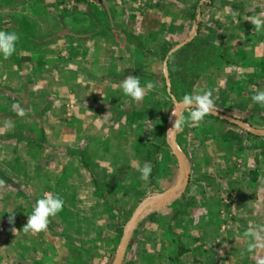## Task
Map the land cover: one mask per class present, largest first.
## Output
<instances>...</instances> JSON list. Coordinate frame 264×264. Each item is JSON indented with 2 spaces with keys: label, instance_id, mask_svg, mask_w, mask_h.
<instances>
[{
  "label": "crops",
  "instance_id": "crops-1",
  "mask_svg": "<svg viewBox=\"0 0 264 264\" xmlns=\"http://www.w3.org/2000/svg\"><path fill=\"white\" fill-rule=\"evenodd\" d=\"M252 17L264 20V0H0V31L19 35L0 55V264H70L72 234L112 249L123 219L124 235L137 207L177 182L171 145L186 185L139 217L121 264L264 260V135L213 114L193 123L182 108L168 137L176 104L202 91L214 111L264 131L251 100L264 90V32ZM128 76L153 85L142 100L123 93ZM46 194L63 210L25 231Z\"/></svg>",
  "mask_w": 264,
  "mask_h": 264
},
{
  "label": "clouds",
  "instance_id": "clouds-1",
  "mask_svg": "<svg viewBox=\"0 0 264 264\" xmlns=\"http://www.w3.org/2000/svg\"><path fill=\"white\" fill-rule=\"evenodd\" d=\"M257 32H264V20L258 17H252L250 19ZM19 40V35L16 32H3L0 31V55L4 58L10 57L15 52L16 42ZM120 87L126 96L131 97L134 100H142L145 94V87L152 88V84L142 86L140 78L137 76H128L125 78ZM251 100L253 103L264 107V90L256 92L252 95ZM181 103L184 107L192 108L189 114V119L193 123L202 122L205 116L213 113L214 111V100L212 98L211 91H202L200 94H186L183 96ZM13 110L19 109L17 115L24 116L25 112L18 104L12 105ZM173 115L177 117L175 126L180 120L179 114L173 112ZM174 126V131H175ZM4 127L11 130L14 127V123L11 120L4 122ZM170 130L169 132H172ZM153 166L151 163L145 164L140 171V179L147 181L151 176ZM64 207V200L59 195L46 194L44 197L36 201L32 212L28 215L27 224L24 226L25 231H32L39 233L44 231L48 224L49 218L55 217L59 214ZM14 220V216L10 217V221ZM244 236L253 237L256 233L249 230L244 233ZM253 246L250 245L248 251H252ZM259 264H264V260L260 261Z\"/></svg>",
  "mask_w": 264,
  "mask_h": 264
},
{
  "label": "water",
  "instance_id": "water-1",
  "mask_svg": "<svg viewBox=\"0 0 264 264\" xmlns=\"http://www.w3.org/2000/svg\"><path fill=\"white\" fill-rule=\"evenodd\" d=\"M182 108H188V107H184V105L181 102L177 103L175 106L174 113H178V111ZM211 114H213L219 118L234 122V123L246 128V129H248L252 133L264 135L263 130L252 129L247 124L231 120L228 117H226L225 115L218 113L216 111H213V113H211ZM175 121H176V116L172 115L171 120L169 122V126H168V137L170 136V133H171L169 131L173 129ZM169 139L172 140L171 137H169ZM171 147L175 153L176 158L179 161V175H178L177 182L172 187L167 189L166 191L159 193V194H155L153 196H149L147 199H145L137 207L136 211L134 212L132 218L130 219V221H129L126 229H125V233H124L122 240L120 242V246L115 253L112 264H121V257H122V253L124 251V248H125V245L127 242V238L129 236V232L131 231L133 226L136 224L139 217L141 215H143L146 211L154 210V209L166 204L169 200L176 198L183 191V189L186 185L187 179H188L187 159H186L185 155L178 149V147L176 145H171Z\"/></svg>",
  "mask_w": 264,
  "mask_h": 264
},
{
  "label": "rangeland",
  "instance_id": "rangeland-1",
  "mask_svg": "<svg viewBox=\"0 0 264 264\" xmlns=\"http://www.w3.org/2000/svg\"><path fill=\"white\" fill-rule=\"evenodd\" d=\"M110 25V24H109ZM189 85V84H188ZM129 218H125L123 219V225L119 228H117L118 232L114 235H111L112 237V249H110L109 251L104 248L102 249V245L101 244H97L96 242H93L92 245L90 244H83V242L81 243V239L79 238V236L77 234H72V235H67L68 237V248H67V255L66 258L69 261L70 264H94L95 259H98L99 261V255L101 254V256H104L105 253L108 254V261L107 264H111L113 256L118 248V245L120 243V240L123 236V230L124 227L127 223V220ZM99 234H96V236H98ZM105 237V235H104ZM74 238H76V241H73ZM102 244H105L102 241ZM90 245V249H88ZM92 247V248H91ZM104 247H106L104 245ZM99 264V263H97ZM101 264V263H100Z\"/></svg>",
  "mask_w": 264,
  "mask_h": 264
},
{
  "label": "trees",
  "instance_id": "trees-1",
  "mask_svg": "<svg viewBox=\"0 0 264 264\" xmlns=\"http://www.w3.org/2000/svg\"><path fill=\"white\" fill-rule=\"evenodd\" d=\"M188 72H189V71H188ZM172 74L175 75V76H179V71L176 70V69L174 68L173 71H172ZM183 75H184V74H183ZM183 75H182L180 78H183ZM191 75H192V73L189 72V73H188V76H191ZM184 76H187V75H184Z\"/></svg>",
  "mask_w": 264,
  "mask_h": 264
}]
</instances>
